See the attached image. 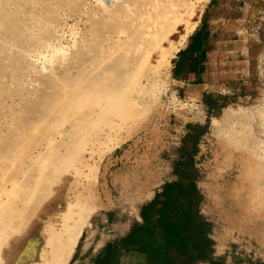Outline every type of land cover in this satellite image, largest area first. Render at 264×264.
Instances as JSON below:
<instances>
[{
  "label": "rangeland",
  "instance_id": "374dc122",
  "mask_svg": "<svg viewBox=\"0 0 264 264\" xmlns=\"http://www.w3.org/2000/svg\"><path fill=\"white\" fill-rule=\"evenodd\" d=\"M101 1L106 10L92 0H0V264L32 263L59 229L79 237L66 264H97L164 179L181 126L206 112L171 61L161 75L158 58L184 27L165 37L167 18L185 17L191 0ZM149 4L167 19L153 27L157 41L142 32ZM39 48L52 63L33 62ZM262 114L234 105L210 122L195 171L204 256L171 249V261L264 264ZM142 258L120 249L119 264Z\"/></svg>",
  "mask_w": 264,
  "mask_h": 264
},
{
  "label": "crops",
  "instance_id": "0c3cea01",
  "mask_svg": "<svg viewBox=\"0 0 264 264\" xmlns=\"http://www.w3.org/2000/svg\"><path fill=\"white\" fill-rule=\"evenodd\" d=\"M263 54L264 0H206L196 26L172 62L175 79L203 101L206 112L202 119L181 126L166 175L140 205L134 217L137 223L143 222L142 207L149 217L152 200L157 209L168 198H178L176 205L197 217L200 191L195 171L201 141L209 130L204 127L206 118L209 115L211 122L229 105L248 106L256 100L253 75ZM180 193L185 194L180 197ZM151 215L153 220L158 217Z\"/></svg>",
  "mask_w": 264,
  "mask_h": 264
},
{
  "label": "trees",
  "instance_id": "16d2710c",
  "mask_svg": "<svg viewBox=\"0 0 264 264\" xmlns=\"http://www.w3.org/2000/svg\"><path fill=\"white\" fill-rule=\"evenodd\" d=\"M173 74H175L174 71ZM207 113H209L208 110ZM209 125L210 118L208 115L204 125L205 129ZM184 194L180 193V197ZM200 198L201 196L198 195L199 200ZM178 201V198H168L160 208L156 209V200H152L149 217L147 214H143L142 207L140 216L143 222H136L131 231L122 237L119 243L106 244L96 263L119 264L121 248L124 253L136 251L143 255L144 264H177L169 259L171 249L185 254L196 252L199 256H204L205 249L203 246L207 240L204 224L197 217L192 218L190 210L185 212L176 205ZM154 213L158 214L155 220L152 219L151 215Z\"/></svg>",
  "mask_w": 264,
  "mask_h": 264
},
{
  "label": "bare ground",
  "instance_id": "6f19581e",
  "mask_svg": "<svg viewBox=\"0 0 264 264\" xmlns=\"http://www.w3.org/2000/svg\"><path fill=\"white\" fill-rule=\"evenodd\" d=\"M92 1L94 2V4H96L97 8L100 9L101 11L106 10L105 9L106 7L104 6V3L101 0H92ZM198 2H200V0H191V2L188 4V6L186 8L185 17H184V13H183V15H181V17L180 16L178 17L177 14L173 15L171 18H169L170 16L169 17L167 16L168 18L166 17L169 20L171 25H169L170 27L168 26L169 29H167L166 36L165 35H163V36L168 37V35H174L173 33H175L177 31V29L175 28L176 22H178L179 24L181 22H183L184 27H183V31L178 33V35H177V33L175 35L177 37L176 44L175 45L172 44L174 46H171L170 47L171 49H166L163 46L167 51L163 54L162 58H161V56L160 57L158 56V58L161 59V63H162V64H160L162 67L161 68V71H162L161 75L162 76H164L166 74V72L168 70V64H170L172 57H174V55L179 51L180 47L182 45H184L186 37L194 28V25H193V23H191L190 19L192 17H194V15L198 12V9H199L200 4H201ZM146 6L147 7L144 8V12L141 14L140 17L142 18L141 20L148 21L149 24H148V26L145 27V30L142 32L144 33L145 37H151V38L156 37V41H157V39H160L157 37L159 34L156 33V31H154L153 27L154 28L157 27V24L160 20L164 21L167 19L163 18L161 15L155 16L156 18L154 19L153 15L154 14L156 15V13H157L156 6H152L150 4L146 5ZM145 22H144V24H145ZM166 24L168 25L169 23L166 22ZM57 32H59V31H57ZM69 32H71L70 29H69ZM59 33H61L60 36H61V39H63L65 33L64 32H59ZM123 36H124L123 32H119L117 38L119 39ZM71 37H72V35H71ZM170 37H169V41H171ZM57 38L59 39L60 37L58 36ZM66 39H68V38H66ZM56 41H57V39H56ZM169 41H168V43H169ZM153 43L154 44H152L153 45L152 47L154 50L155 49L154 46H155L156 42L154 41ZM49 46H51V45H49ZM56 46H58V43H55V47ZM40 48L42 49V47H40ZM40 48L38 49V51H35L32 54L29 53L33 62L47 64V62L49 61L50 63H52V61L50 60L51 54H52V52L50 53V49L45 48L43 50H40ZM164 48H163V50H164ZM31 51H33V50H31ZM151 52H153V51H151ZM159 75H160V73H159ZM192 104L193 103H191L190 105H192ZM196 109H197V107H196ZM78 239H79L78 234L75 231H71V232L67 233V232L63 231V229H59L56 231L49 232L48 237L43 241V244L39 248L36 260L33 261L32 263H29V264H66V262L69 261V259L71 258L72 254L74 252V249H75V246L77 244Z\"/></svg>",
  "mask_w": 264,
  "mask_h": 264
},
{
  "label": "built area",
  "instance_id": "2783aa9c",
  "mask_svg": "<svg viewBox=\"0 0 264 264\" xmlns=\"http://www.w3.org/2000/svg\"><path fill=\"white\" fill-rule=\"evenodd\" d=\"M253 77L258 87V93L256 96V100L248 105V107L253 109H263L262 118L264 121V54L258 59ZM233 106L234 105H229L227 106V108H232ZM235 106L239 107L240 105Z\"/></svg>",
  "mask_w": 264,
  "mask_h": 264
}]
</instances>
